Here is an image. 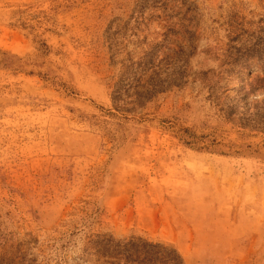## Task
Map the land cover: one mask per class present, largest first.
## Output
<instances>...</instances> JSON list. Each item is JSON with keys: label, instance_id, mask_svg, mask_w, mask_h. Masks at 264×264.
I'll return each mask as SVG.
<instances>
[{"label": "rangeland", "instance_id": "rangeland-1", "mask_svg": "<svg viewBox=\"0 0 264 264\" xmlns=\"http://www.w3.org/2000/svg\"><path fill=\"white\" fill-rule=\"evenodd\" d=\"M105 240L264 264V0H0V264Z\"/></svg>", "mask_w": 264, "mask_h": 264}, {"label": "trees", "instance_id": "trees-1", "mask_svg": "<svg viewBox=\"0 0 264 264\" xmlns=\"http://www.w3.org/2000/svg\"><path fill=\"white\" fill-rule=\"evenodd\" d=\"M142 14L139 15V20L142 21ZM156 52L152 54L143 53L135 61L132 60V97H135V105L141 106L144 104V99L150 98L156 91H159L162 88V81L157 78H153L158 75L159 70L156 69V64L162 63L164 59H158L155 61ZM151 55V56H150ZM156 62V63H155ZM141 91H138V90ZM125 94L129 95V90L125 89ZM122 92L117 86L112 93V100L116 109L120 108L122 103ZM120 102V103H119ZM98 243V244H97ZM102 242H94L93 245L101 244ZM103 247H99L97 250V255L108 256V258L114 260L115 264H183L181 256L174 250L171 249L167 255H164L160 252H164L163 248L157 244L144 243V245L139 246L133 242L131 249L122 247L121 244H113L112 240H105L103 242ZM146 247V249H142ZM150 249L152 250H149ZM148 248V250H147ZM153 251V249H156Z\"/></svg>", "mask_w": 264, "mask_h": 264}]
</instances>
